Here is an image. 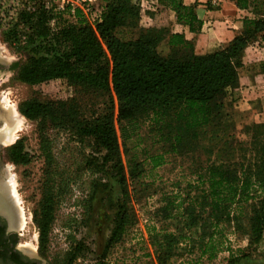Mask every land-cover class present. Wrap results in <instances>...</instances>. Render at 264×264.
Here are the masks:
<instances>
[{"label": "rangeland", "instance_id": "374dc122", "mask_svg": "<svg viewBox=\"0 0 264 264\" xmlns=\"http://www.w3.org/2000/svg\"><path fill=\"white\" fill-rule=\"evenodd\" d=\"M44 3L47 8L53 5L52 28L80 20L67 0ZM94 4L87 0L76 6L82 12L81 20L92 25L101 18L104 0ZM133 4L139 7L138 13L129 17L131 24L117 31L123 40L137 39L141 30L149 27L168 26L166 10L147 8L140 0H133ZM25 5L35 6L36 1L0 0V55L16 64L15 71L0 74V97L11 115L15 112L22 120L15 138L4 141V147L22 140L30 159L26 164L11 163L8 170L20 208L25 247L48 264H264V233L259 241H253L247 231L224 218L215 228L217 247L210 257V251L204 253L200 242L203 227H187L183 216V207L193 198L198 208L204 207L202 221L207 217L205 184L199 176L205 173L208 160L225 156L220 151L221 142L215 145L213 154L209 151L219 140L209 139L214 137V130L224 124L223 140L233 145L229 156L234 158L238 156L233 150L236 143L249 141L247 128L264 124V115L257 121H237L222 113V117L213 119L211 127L199 131L196 142L183 133L186 145L182 152H175L171 140L177 123L172 112L144 111L121 103L111 92L66 79L24 83L17 78V68L31 55L21 42L31 32L32 22L18 26V38L8 29L11 18L15 21L17 11ZM158 49L168 53L162 45ZM27 100L47 103L52 111L30 120L19 110ZM213 103L223 105L224 96H216ZM106 119L117 130L127 167L137 171V177L128 180L127 199H121L110 162L104 160L106 151L82 132L85 126ZM157 155H162V164L153 167L151 157ZM125 203L131 221L122 239L105 250L117 215L123 212L120 206ZM168 204L166 213L162 209ZM250 209L233 206L231 212L246 216ZM242 220L246 226L247 219ZM173 232L184 238L164 259L160 243L166 233Z\"/></svg>", "mask_w": 264, "mask_h": 264}, {"label": "trees", "instance_id": "16d2710c", "mask_svg": "<svg viewBox=\"0 0 264 264\" xmlns=\"http://www.w3.org/2000/svg\"><path fill=\"white\" fill-rule=\"evenodd\" d=\"M30 1H36V5H25L17 11L16 20L11 18L8 29L9 34L18 38V26L32 22L31 32L24 35L22 42L20 37L18 39L22 48L31 54L28 61L17 68L18 80L34 85L66 79L111 92L121 103L144 111L154 114L172 112L173 121L177 123L174 127L177 132L171 140L175 152H182L185 147L184 134L196 142L201 129L211 127L216 116L222 117L223 105L213 101L236 82L238 70L243 66L245 48L264 31V0H252L249 9L254 18L245 19L244 32L217 50L197 55L192 43L180 34L170 33L169 26L143 29L133 40L120 38L118 29L126 23L131 24L129 17L138 13L139 7L133 4V0H104L101 18L93 25L81 20L82 12L78 8L73 14L80 18L77 23L56 28L49 25L55 18L53 5L47 8L44 3L47 0ZM159 2V9L173 10L177 20L191 29L195 24L200 25L193 8L185 6L182 0ZM238 4L248 8L245 0H239ZM167 39L171 49L163 54L158 47ZM19 110L23 116L34 120L50 114L52 107L37 100H27L20 104ZM224 128V124H219L214 137L210 136L209 139L219 140L211 144L209 151L213 154L215 145L221 142L220 151L225 156L208 160L205 173L199 176L205 184L206 219L202 221L205 210L197 207V199L191 198L183 207L185 225L197 229L203 227L200 242L205 248L204 253L210 251V257L217 247L215 228L224 218L233 221L237 229L247 231L253 241H259L264 233V130H261L264 124L247 128L250 140L236 143L233 150L238 156L234 158L229 156L233 145L229 140H223ZM82 132L106 151L104 160L110 162L121 199H127L130 196L128 180L137 177V171L127 167L125 150L113 123L106 119L85 126ZM190 145L193 144L190 142ZM7 150L15 164L30 161L22 140ZM161 158L162 155L151 157L153 167L162 164ZM233 206H250L249 215L231 212ZM120 207L123 212L117 215L105 250L122 239L131 221L126 203ZM168 209L169 204L162 210L168 213ZM168 217L167 214L165 218ZM243 217L247 219L246 226ZM182 238L184 236L175 232L164 235V241L160 243L164 259L169 258Z\"/></svg>", "mask_w": 264, "mask_h": 264}, {"label": "crops", "instance_id": "0c3cea01", "mask_svg": "<svg viewBox=\"0 0 264 264\" xmlns=\"http://www.w3.org/2000/svg\"><path fill=\"white\" fill-rule=\"evenodd\" d=\"M89 1L95 6L94 3L98 0ZM140 1L147 8H161L159 0ZM251 1L245 0V6H248L245 9L238 4L239 0H224L219 10H211L202 3L203 0H182L185 6L193 8L200 25L195 24L194 29H191L177 20L173 10L168 9L166 17L170 33L180 34L190 41L197 55L212 52L244 32L245 19L254 18L249 9ZM161 45L166 52H170L168 39L163 41L160 47ZM223 96V113L227 118L257 121L264 115V31L245 48L243 66L238 70L237 80L226 88Z\"/></svg>", "mask_w": 264, "mask_h": 264}, {"label": "flooded vegetation", "instance_id": "af4514ba", "mask_svg": "<svg viewBox=\"0 0 264 264\" xmlns=\"http://www.w3.org/2000/svg\"><path fill=\"white\" fill-rule=\"evenodd\" d=\"M15 70L16 64L0 55V74ZM10 114L0 97V264H48L22 243L20 208L8 175L10 164L15 163L9 157V146L4 147L5 124Z\"/></svg>", "mask_w": 264, "mask_h": 264}, {"label": "bare ground", "instance_id": "6f19581e", "mask_svg": "<svg viewBox=\"0 0 264 264\" xmlns=\"http://www.w3.org/2000/svg\"><path fill=\"white\" fill-rule=\"evenodd\" d=\"M8 119V122L6 124V132H5V140L4 141H9L10 139H14L16 135V130H18L21 125H22V120L20 118L19 114H16L15 112L10 116ZM8 131V132H7Z\"/></svg>", "mask_w": 264, "mask_h": 264}, {"label": "built area", "instance_id": "2783aa9c", "mask_svg": "<svg viewBox=\"0 0 264 264\" xmlns=\"http://www.w3.org/2000/svg\"><path fill=\"white\" fill-rule=\"evenodd\" d=\"M64 1V0H63ZM87 0H67L68 5H71L72 10H76V6L84 4ZM224 0H203V4L206 5L208 9L218 10Z\"/></svg>", "mask_w": 264, "mask_h": 264}]
</instances>
